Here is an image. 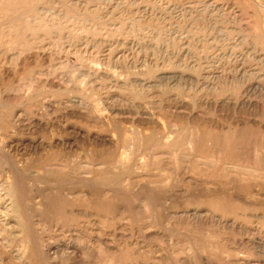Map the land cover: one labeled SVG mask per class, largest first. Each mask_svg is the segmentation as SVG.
<instances>
[{
    "label": "rangeland",
    "instance_id": "rangeland-1",
    "mask_svg": "<svg viewBox=\"0 0 264 264\" xmlns=\"http://www.w3.org/2000/svg\"><path fill=\"white\" fill-rule=\"evenodd\" d=\"M0 18V264H264V0Z\"/></svg>",
    "mask_w": 264,
    "mask_h": 264
},
{
    "label": "bare ground",
    "instance_id": "bare-ground-1",
    "mask_svg": "<svg viewBox=\"0 0 264 264\" xmlns=\"http://www.w3.org/2000/svg\"><path fill=\"white\" fill-rule=\"evenodd\" d=\"M6 2H7V0H6ZM29 2H31V1H29ZM16 4H18V5H16V7L15 8H13L14 7V5H12L13 7L11 8V6H9L8 4L7 5H3V7H2V10L4 11L3 12V14H5L4 15V17H3V19L4 18H6V17H8L9 16V14H12V15H14V16H17V15H32L34 12H36L33 8L34 7H30V8H28V9H26L27 7H26V5H22V3H16ZM20 5V6H19ZM6 6L9 8H6ZM24 10H26V11H24ZM50 11V10H49ZM2 12V11H1ZM2 23V19L0 18V24ZM36 24H38L39 25V23H37V22H35L33 25H36ZM15 27V26H14ZM9 28H11V26H9ZM18 28V27H17ZM25 28H28V29H34V30H36V28L35 27H31V24L29 23V26L28 27H21L19 30H24ZM82 29V28H81ZM19 32V31H18ZM10 38H11V36H9ZM8 37V38H9ZM6 41V40H5ZM4 41V42H5ZM5 45H8L9 46V48L11 47H14L16 44L14 43V41L13 40H11V39H9V40H7V43H5ZM7 46V47H8ZM17 46H21V45H17ZM15 48V47H14ZM17 49H16V52H17V54L19 53V54H21L22 53V51H25V49H27V48H30V49H32L33 48V45L32 44H28V45H25V47H21V48H19V47H16ZM42 48V47H41ZM98 48V47H97ZM39 49V48H38ZM43 49H45V48H43ZM48 50V49H47ZM43 53V52H42ZM85 53V52H84ZM18 54V55H19ZM23 56H24V54H23ZM21 57V56H20ZM26 60V59H25ZM125 64V63H124ZM24 68V67H23ZM96 73V72H95ZM50 87V86H49ZM108 94V93H107ZM114 113H115V110H112ZM120 112V111H119ZM126 119V118H125ZM29 128V127H28ZM36 129V128H35ZM78 149V148H77ZM212 149V148H211ZM5 150V149H4ZM211 183V182H210ZM249 196H252V194H250L249 193ZM259 196V195H258ZM187 217V216H186ZM12 223V222H11ZM148 227V226H147ZM116 236V235H115ZM123 244V243H122ZM99 249V248H98Z\"/></svg>",
    "mask_w": 264,
    "mask_h": 264
}]
</instances>
